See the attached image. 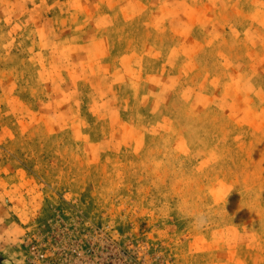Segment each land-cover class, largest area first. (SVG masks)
I'll return each instance as SVG.
<instances>
[{
	"label": "rangeland",
	"instance_id": "374dc122",
	"mask_svg": "<svg viewBox=\"0 0 264 264\" xmlns=\"http://www.w3.org/2000/svg\"><path fill=\"white\" fill-rule=\"evenodd\" d=\"M0 255L264 264V0H0Z\"/></svg>",
	"mask_w": 264,
	"mask_h": 264
},
{
	"label": "crops",
	"instance_id": "0c3cea01",
	"mask_svg": "<svg viewBox=\"0 0 264 264\" xmlns=\"http://www.w3.org/2000/svg\"><path fill=\"white\" fill-rule=\"evenodd\" d=\"M0 264H14L9 262L8 260H5L1 255H0Z\"/></svg>",
	"mask_w": 264,
	"mask_h": 264
}]
</instances>
